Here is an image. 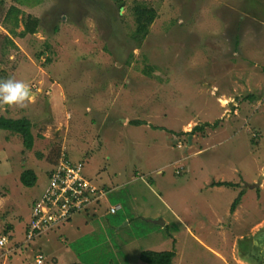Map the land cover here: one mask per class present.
<instances>
[{"label": "rangeland", "instance_id": "obj_1", "mask_svg": "<svg viewBox=\"0 0 264 264\" xmlns=\"http://www.w3.org/2000/svg\"><path fill=\"white\" fill-rule=\"evenodd\" d=\"M123 1L0 0V80L34 93L23 108L0 104L34 138L27 150L0 130V264H40L20 244L64 151L112 179L122 207L104 213L103 198L96 235L73 247L79 264H145L150 250L173 251V264H264V0ZM136 4L156 11L148 33ZM12 5L17 26L4 20ZM28 17L36 32L21 37ZM223 182L237 187L213 186Z\"/></svg>", "mask_w": 264, "mask_h": 264}, {"label": "built area", "instance_id": "obj_2", "mask_svg": "<svg viewBox=\"0 0 264 264\" xmlns=\"http://www.w3.org/2000/svg\"><path fill=\"white\" fill-rule=\"evenodd\" d=\"M102 191L84 173L81 163H73L64 154L54 168L40 198L34 203L27 241L58 228L77 213L87 210L102 197ZM118 208H113L114 212ZM0 239V246L6 245ZM42 256L38 258L41 263Z\"/></svg>", "mask_w": 264, "mask_h": 264}, {"label": "trees", "instance_id": "obj_3", "mask_svg": "<svg viewBox=\"0 0 264 264\" xmlns=\"http://www.w3.org/2000/svg\"><path fill=\"white\" fill-rule=\"evenodd\" d=\"M118 3L119 8H122L124 6V1L123 0H115ZM133 11H135L134 17L137 23V33L140 34L141 32L147 31L148 33V28L151 26L152 23H154L156 19V11L153 7H148L144 4H136L135 7H133ZM20 13V8L17 6H10L9 9L7 10V13L5 15L4 20H9L11 18L14 19V26L18 25V15ZM38 26V21L36 19H33L31 17H28V19L25 22V31L20 33L19 36H24L27 32L29 33H35L36 32V27ZM11 33L14 35H17L13 29L10 30ZM11 45L13 42L10 40ZM133 124H140L139 121L133 122ZM32 129V124L30 123L29 120L22 118V119H8L0 115V130H5V131H10L12 133H15L19 135L23 140H24V145L27 150H30L33 147V135L31 133ZM199 126H196L193 131H198ZM20 180L22 184L27 187V188H33L38 180V177L36 173L31 170H25L21 177ZM213 186H226V187H235L236 185L230 183V182H223V183H215ZM237 187V186H236ZM108 196L110 201H113V199L110 198L111 194ZM245 192L241 191L238 197L235 199L234 203L232 204L231 211L234 212L236 207L240 204L241 198L244 196ZM29 230V227L27 231ZM44 234V233H43ZM47 234V233H45ZM38 237H42V234L34 238L31 242V245L38 239ZM39 255H42L39 253ZM175 253L173 251H142L140 253V259L143 261L145 264H173V259L175 257Z\"/></svg>", "mask_w": 264, "mask_h": 264}, {"label": "crops", "instance_id": "obj_4", "mask_svg": "<svg viewBox=\"0 0 264 264\" xmlns=\"http://www.w3.org/2000/svg\"><path fill=\"white\" fill-rule=\"evenodd\" d=\"M83 161L86 163V166H85ZM83 161L80 160L79 162L83 163V165L85 167L84 171L86 173L88 172L87 176H86L88 179L90 178L92 181H96L95 183H97L98 186H100L104 189H106V186L110 182H111L110 184H112V186H113L114 182L112 179H109L106 182L102 181L100 179L102 177V172L98 169V167L88 165L90 163V161H88V158L86 160H83ZM75 162H78V161L75 160ZM91 164H92V162H91ZM162 164H163L162 168L163 167H172V166L179 167V159H173V160H169V161L165 160V163H162ZM110 191H108V192H110ZM108 192H106V193H108ZM41 195H42V193H41ZM40 196H39V198H40ZM39 198H37V199H39ZM105 200L107 202H109L107 204L111 205L108 194L106 195ZM35 201H37V200H35ZM100 213H101V210H98V208H97L95 210L96 215L92 214V213H88V215H85V216L82 214L78 215V216L74 217L69 224H67V225H65L59 229L56 228L54 230L49 231L47 234H44L42 236V237L51 236L50 241L48 240V244L43 243L41 240H39V243H37L35 241L33 243V245H22V244H25V242H22L20 245L24 246V250H27V251H22V252L31 253L30 251H34V249L37 248L38 252H40L44 256V258H46V259L48 258L50 260L49 261L50 264H79V261L76 260L77 257L75 255L76 253L74 252L75 248H73V247L75 245H78L79 240L83 236L87 235V237H90V236L93 237V234L96 235L97 232H95V230H93L92 224H94V221L97 219V216L100 215ZM104 213H106V212H104ZM104 213H102V214H104ZM118 213L119 212H117L116 215ZM89 214H92V215H89ZM28 226L29 225H27L26 229L24 230V240H25V233L28 229ZM115 231L117 232V234L119 233L118 230H115ZM62 235L64 236L66 241L71 243L72 247H70V246L62 247L63 245H61V244H62L63 240H62V238H60ZM22 246H21V248H22ZM70 248H73V249H70ZM66 256L71 257V259L68 260V258ZM74 261H75V263H74Z\"/></svg>", "mask_w": 264, "mask_h": 264}, {"label": "clouds", "instance_id": "obj_5", "mask_svg": "<svg viewBox=\"0 0 264 264\" xmlns=\"http://www.w3.org/2000/svg\"><path fill=\"white\" fill-rule=\"evenodd\" d=\"M34 100V93L32 92V89H31V86L23 81H20V80H16V79H13V78H7V79H3V80H0V104L2 105H6V106H10V107H20V108H23V107H26L28 103L32 102ZM64 153H60L58 155V157H55L54 160H56L55 163H53L54 167L53 169L50 171L49 173V176L47 178V181L48 179L50 178V175L51 173L53 172L54 168L58 166V163L60 161V158L62 157V155L64 154L69 160H71L73 163L77 164V163H80V162H75L73 161L71 158H70V155L64 151ZM83 165V163H81ZM84 167V165H83ZM84 170H85V167H84ZM88 179V178H87ZM90 180V179H89ZM93 183V182H92ZM95 184V183H94ZM96 185V184H95ZM98 187L99 190L102 191V197L96 201L95 204H93L92 206H90L87 210L83 211V212H80V213H77L75 214L70 220L68 223L58 227L57 229L69 224L71 222V220L78 216V215H88V213H92L94 211V213L92 214H95V210L100 207V205H102L107 193L108 192L106 189L96 185ZM104 198V199H103ZM38 200V199H37ZM113 208H118L116 209L114 212H112V209ZM99 209V208H98ZM122 209L121 205H108L107 206V209H106V213H109L111 215H115L117 212H119L120 210ZM92 214H89V215H92ZM96 215V214H95ZM99 216V215H98ZM97 216V217H98ZM30 224V223H29ZM29 227V226H28ZM56 229V228H55ZM54 230V229H53ZM48 233V232H46ZM45 234V233H44ZM43 234V235H44ZM26 235H27V231L25 233V245H31V242L32 241H27L26 239ZM3 238V237H2ZM6 238L7 240V243H9L7 237H4ZM6 243V244H7ZM42 256V260H41V263H44L45 261V258L43 255H37L35 256V261L37 263H39L37 260L38 258Z\"/></svg>", "mask_w": 264, "mask_h": 264}, {"label": "bare ground", "instance_id": "obj_6", "mask_svg": "<svg viewBox=\"0 0 264 264\" xmlns=\"http://www.w3.org/2000/svg\"><path fill=\"white\" fill-rule=\"evenodd\" d=\"M223 103L226 104V100H223ZM263 179V178H262Z\"/></svg>", "mask_w": 264, "mask_h": 264}]
</instances>
